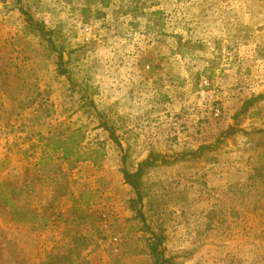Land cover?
Segmentation results:
<instances>
[{
	"label": "rangeland",
	"instance_id": "374dc122",
	"mask_svg": "<svg viewBox=\"0 0 264 264\" xmlns=\"http://www.w3.org/2000/svg\"><path fill=\"white\" fill-rule=\"evenodd\" d=\"M147 158L171 264H264V0H0V264H152Z\"/></svg>",
	"mask_w": 264,
	"mask_h": 264
},
{
	"label": "trees",
	"instance_id": "16d2710c",
	"mask_svg": "<svg viewBox=\"0 0 264 264\" xmlns=\"http://www.w3.org/2000/svg\"><path fill=\"white\" fill-rule=\"evenodd\" d=\"M20 10L22 11V9H20ZM26 18L28 20L30 19V17L28 15H26ZM39 30L41 33L42 32L41 29H39ZM57 57H58V61L61 63L62 52H58ZM255 99H256L255 97H252V98L244 100L242 105L240 106L239 110L236 112L235 115H238L240 113L247 111L248 106H250V104ZM99 125L106 128V130H108L109 137L112 138L118 146H120L116 137L114 136L113 132L108 127H106V124L104 122H101ZM235 130L236 129L234 126H229L225 129L224 133L228 134V135L233 134L235 132ZM205 147L206 146L202 145L199 147V149H202ZM53 148H55V149L60 148V150L62 152V156L64 158H68L71 154H73V153H71L69 147L64 146V143H62L60 141V139H59V143H58V141H54V147ZM74 156L77 158L78 155H74ZM153 160L154 159H152V160L148 159V158L145 159L144 161L140 162L137 165L136 169L133 171H130L125 167H122L121 173H122V177H123L124 182L127 183L131 187V190L133 192V197L130 200L131 208L133 209L135 216L142 221V223L144 224V226L146 228V231L149 232V234H150L149 241H148V249H149V252L152 256V264H171L169 259L165 258L163 256L162 251L159 249L161 244H162V239L157 233H154L150 229L149 225H147L146 218H145L144 211H143V207H142L143 193L141 192V189H140V181L139 180L143 174L144 168L151 166L153 164L152 163Z\"/></svg>",
	"mask_w": 264,
	"mask_h": 264
}]
</instances>
